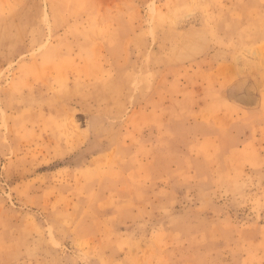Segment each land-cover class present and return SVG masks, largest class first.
I'll list each match as a JSON object with an SVG mask.
<instances>
[{"label":"rangeland","instance_id":"1","mask_svg":"<svg viewBox=\"0 0 264 264\" xmlns=\"http://www.w3.org/2000/svg\"><path fill=\"white\" fill-rule=\"evenodd\" d=\"M0 264H264V0H0Z\"/></svg>","mask_w":264,"mask_h":264}]
</instances>
